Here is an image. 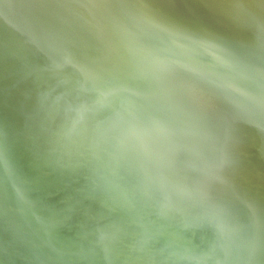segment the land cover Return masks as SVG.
Segmentation results:
<instances>
[{"label":"bare ground","instance_id":"obj_1","mask_svg":"<svg viewBox=\"0 0 264 264\" xmlns=\"http://www.w3.org/2000/svg\"><path fill=\"white\" fill-rule=\"evenodd\" d=\"M162 1L241 45L228 46L220 61L194 44L179 49L196 33L174 7L161 27L130 21L116 38L117 24L86 30L85 0H0V125L62 165L55 175L20 168L19 152L0 134V264H178L171 238L184 242L191 264L225 246L264 248V147L249 146L259 135L264 143V128L233 109V99L250 98L244 72L256 71L264 86V0ZM86 32L131 54L146 80L160 81L163 95L149 113L114 106L78 85L76 73L69 77V51ZM97 115L126 135L135 129L142 162L129 172L117 159L85 157L53 128L81 129ZM125 203L141 214V226L110 212Z\"/></svg>","mask_w":264,"mask_h":264},{"label":"water","instance_id":"obj_2","mask_svg":"<svg viewBox=\"0 0 264 264\" xmlns=\"http://www.w3.org/2000/svg\"><path fill=\"white\" fill-rule=\"evenodd\" d=\"M141 1L143 0H85V2H82L81 11L87 24L86 30L91 29V23L93 26L105 24L115 26L117 24L118 30L115 32L117 38V36L123 35V32L132 26L133 23H130V21L133 22L135 20L138 24L146 21L148 29L154 30L157 27H161L162 20L173 19V16L168 17L167 13L174 7L176 11L180 12L179 15L186 13L185 15L189 17V19L188 17L186 18V20H189L187 26L190 31L196 33V40H187V46L182 44L178 47L179 49L185 47L192 50L188 45L194 44L197 52L198 50L209 52L220 61L227 57L228 46L234 49L239 48V41L223 37L201 18L190 16L188 9L175 7L166 0L167 3L162 0H145V5ZM86 33L85 38L87 39L74 46L76 49H70L69 51V58L72 56L74 58L65 66L69 77L71 78L72 74L76 73V76H80L78 85L82 84L84 86L82 88L92 96L112 101L114 106H131L134 109L143 110L144 113H149L151 111L149 109L155 107L163 95L162 86L159 84L160 81L158 79L146 80L133 56L129 53L126 54L122 48L118 49L109 39H99L95 36H88L89 33ZM93 37H95V40ZM198 37L203 38V45H201L202 42L200 43L197 40ZM89 40L91 41L88 42ZM228 40L236 44L232 46ZM220 43L226 45L222 46L224 49L219 46ZM199 44L202 49L198 48ZM230 56L233 60L234 55ZM255 75L258 74L253 69H249L248 73H243L244 88L250 93L248 94L250 98L246 102L233 99L239 107L233 106V109L237 110L241 116H244L248 124L264 128V86L260 85L259 77ZM73 83L76 84V81H73ZM123 91H125L124 95H121L119 92ZM129 91H133V93L126 95ZM225 91H230V89L225 87ZM133 95L137 99L139 98V101L141 98H145L147 101L151 100L154 103H152V107L148 106L149 108H146L142 104L136 103V100L132 98ZM162 109L158 112L159 114H163L165 111ZM82 116L87 117L88 114H83ZM93 118L89 120L88 125L83 123L85 126L81 125V129L75 125H57V122L53 123V128L62 138L74 144L77 150L79 149L89 159L110 160L111 162L114 161L112 159H117L119 161L117 163L123 166L122 169L119 168L122 172H129L124 171V169L135 168L142 162L141 140L136 141L139 138L135 129H130L129 136L126 135L127 133L114 130L116 124L113 125L111 120L102 121L98 115ZM0 134H4V137L12 142L14 149L19 152L21 157H19L20 166L17 165L18 167L35 168L42 173L54 175L62 168L58 156L45 148L33 145L26 139L16 138L7 125H0ZM252 141L249 146H253L252 148L255 149V152L264 147L261 135ZM12 151H14L13 148ZM47 195L51 199L54 198L50 191L49 193L47 192ZM110 212L130 225L139 227L142 224L141 214L135 212L127 203L123 205L117 204L116 208H111ZM170 241L171 245L169 247L172 252L176 253L178 264H191V261H189V254L191 253L186 248L181 247L185 245L184 242L180 241L179 243L175 238H171ZM213 256V258L209 259L202 255L201 257L205 261H203L204 263L200 262V264H214L215 262H217L216 264H264V248L253 243L246 244L244 247L239 245L225 246L223 250L221 249Z\"/></svg>","mask_w":264,"mask_h":264}]
</instances>
